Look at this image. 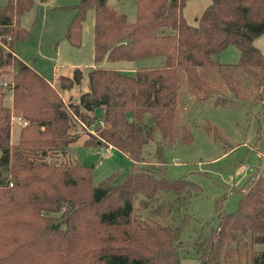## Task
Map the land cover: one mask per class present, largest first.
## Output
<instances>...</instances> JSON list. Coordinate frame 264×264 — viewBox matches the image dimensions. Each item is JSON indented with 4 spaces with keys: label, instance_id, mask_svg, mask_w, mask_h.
I'll use <instances>...</instances> for the list:
<instances>
[{
    "label": "trees",
    "instance_id": "obj_1",
    "mask_svg": "<svg viewBox=\"0 0 264 264\" xmlns=\"http://www.w3.org/2000/svg\"><path fill=\"white\" fill-rule=\"evenodd\" d=\"M110 1L72 6L65 38L76 47L94 10V66L87 72L89 89L68 105L61 93L81 84L83 70L75 67L73 76L52 83L20 58L15 43L31 35L21 19L34 0H0V75L11 76L0 83V264H181L177 242L188 214L179 223L154 220L153 210L146 217L136 212L137 201L153 204L162 193L179 200L172 208L162 198L163 207L177 211L195 187L167 175L165 145L193 143L195 124L188 117L197 110L248 111L263 103L264 54L254 41L264 33V0H212L194 25L184 16L190 0H136L134 21ZM230 45L240 51L237 63L219 59ZM154 57L163 63L135 72L103 66ZM21 113L35 115L47 130L23 131L14 144L11 119ZM74 118L103 122L99 139H88V146H112L131 159L119 181L110 175L94 182L92 167L73 157ZM201 127L220 140L207 117ZM150 140L157 144L152 164L144 152ZM255 173L239 189L237 209L219 213L201 245L200 264H264V251L245 250L264 244V168Z\"/></svg>",
    "mask_w": 264,
    "mask_h": 264
},
{
    "label": "rangeland",
    "instance_id": "obj_2",
    "mask_svg": "<svg viewBox=\"0 0 264 264\" xmlns=\"http://www.w3.org/2000/svg\"><path fill=\"white\" fill-rule=\"evenodd\" d=\"M79 1L34 0L32 9L21 19V25L26 31L31 30V38L26 42L18 40L15 43V50L24 57L23 60L39 69L50 82H56L62 75L73 76L74 65L82 67L84 78L81 84L61 93L64 102L68 105L77 103L80 95L89 89L87 72L94 60L93 9L88 11L84 21L82 45L76 47L65 38L73 15L72 6ZM135 1L111 0L110 2L113 6L116 5L119 11L126 13L130 21H134L137 16ZM211 2L212 0L188 1L184 8L187 22L196 24L197 18ZM254 44L264 54V33L255 39ZM239 58L240 51L234 45L228 46L219 56L220 61L224 63H237ZM163 60L164 58L154 57L137 61L104 62L103 66L119 70L131 69L135 66L152 67L161 65ZM2 78H4L3 82L9 83L11 76L9 73L0 75V83ZM262 90L263 103L253 106L248 111L237 106L207 108L206 114L197 110V114L187 116L191 119L192 125L195 124L193 143L165 145L166 155L162 168H165L167 175L174 179L185 178L195 184L194 189L183 196L185 205L182 203L181 208L173 212L168 211L170 208L163 207L162 198L171 200L172 208L180 206L179 200L172 197L174 195L171 193L168 195L162 193L164 197L146 206H140V201L136 202L138 207L136 212L139 215L146 217L154 211L158 213V215L154 214V220L158 221L177 220L176 222L180 223L184 215L188 214L187 222L177 242L180 245L181 264H200L201 245L218 225L219 213L222 210L231 212L237 209L241 196L239 189L249 176L256 171L261 172L264 168V86ZM6 92L5 103L9 105L12 102V92L8 90V86ZM96 115L101 116V110H96ZM31 116L25 113L12 116V143H21L23 139L21 135L24 132L35 135L47 130V126L41 125L35 115ZM205 117L218 127L220 140L216 141L201 127ZM100 124L103 122L97 120L92 125H85L74 118L72 133L75 140L69 150L74 158L77 156L76 158L85 165L92 167L94 182L100 183L110 175L119 181L131 169L132 161L126 153L112 146H88V139H99ZM156 146L155 140L146 142L144 152L147 163L156 162ZM166 202L168 203L167 200ZM60 214L54 215L59 217ZM247 249L264 251V244H255L245 250ZM242 259L246 262L245 255Z\"/></svg>",
    "mask_w": 264,
    "mask_h": 264
},
{
    "label": "crops",
    "instance_id": "obj_3",
    "mask_svg": "<svg viewBox=\"0 0 264 264\" xmlns=\"http://www.w3.org/2000/svg\"><path fill=\"white\" fill-rule=\"evenodd\" d=\"M136 2V1H135ZM114 7H116V5L114 6ZM117 8V7H116ZM118 9V8H117ZM23 27V26H22ZM24 28V27H23ZM31 37H29L27 40H25L24 42H26V41H29V39H30ZM16 48V47H15ZM16 51V50H15ZM16 53H17V55L20 57V58H24V57H22V55H19V53L16 51ZM26 62V61H25ZM26 63H28V62H26ZM29 64V63H28ZM29 65H31L32 66V64H29ZM92 66H94L93 64H91L90 65V67H92ZM75 67H80V66H76V65H74V68ZM35 68V67H34ZM81 69H82V67H80ZM36 69V68H35ZM138 69V67L137 66H135V67H132L131 69H122V68H120V70H122V71H126V72H135L136 70ZM40 74H41V72L39 71V69H36ZM52 83H55V82H52ZM11 136H13V128H12V132H11Z\"/></svg>",
    "mask_w": 264,
    "mask_h": 264
},
{
    "label": "water",
    "instance_id": "obj_4",
    "mask_svg": "<svg viewBox=\"0 0 264 264\" xmlns=\"http://www.w3.org/2000/svg\"><path fill=\"white\" fill-rule=\"evenodd\" d=\"M100 142V141H99Z\"/></svg>",
    "mask_w": 264,
    "mask_h": 264
}]
</instances>
